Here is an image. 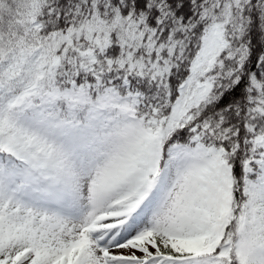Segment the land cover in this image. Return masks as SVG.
Returning <instances> with one entry per match:
<instances>
[{"label":"snow or ice","instance_id":"obj_1","mask_svg":"<svg viewBox=\"0 0 264 264\" xmlns=\"http://www.w3.org/2000/svg\"><path fill=\"white\" fill-rule=\"evenodd\" d=\"M0 264H264V0H0Z\"/></svg>","mask_w":264,"mask_h":264}]
</instances>
